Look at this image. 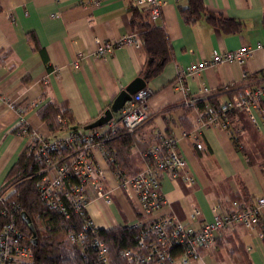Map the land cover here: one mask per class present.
<instances>
[{
    "label": "crops",
    "instance_id": "1",
    "mask_svg": "<svg viewBox=\"0 0 264 264\" xmlns=\"http://www.w3.org/2000/svg\"><path fill=\"white\" fill-rule=\"evenodd\" d=\"M202 1L210 13L239 22L240 31L225 32L205 17L187 23L180 8H186L188 0H163L161 19L156 24L165 28L174 57L160 75L147 79V88L153 92L148 100L150 120L131 134L138 169L145 166L142 154L157 143L160 134L177 139L195 183L187 187L181 179L165 174L161 190L168 205L152 217L175 214L187 225H194L189 219L191 204L199 206L202 220L212 221L214 207L228 212L234 202L250 208L264 198V160L255 158L258 163L250 165L230 132L219 123L205 124L208 108L215 107L213 102L218 106L235 91L228 89L261 82L264 0ZM136 3L0 0V188L7 186L13 166L35 139L59 141L68 135L50 134L38 116L41 106L50 101L68 103L86 131L85 127L103 116L122 90L136 78H143L146 58L142 46L129 44L103 59L96 56L97 39L116 42L134 33L130 10ZM244 47L252 50L245 65L224 62L207 68L187 81L188 94L175 87L189 65ZM202 86L212 91L198 97ZM188 98H195V103L187 104ZM119 118L120 114L115 115L116 120ZM21 124L31 133L19 132ZM259 128L256 131L264 144V127ZM99 130L91 133L103 135L107 131ZM94 161L106 176L114 203L94 200L90 192L88 216L100 230L130 227L141 217L137 200H130L120 187L103 147L95 151ZM188 264H264V212L256 230L236 226L214 246L203 249L198 261Z\"/></svg>",
    "mask_w": 264,
    "mask_h": 264
},
{
    "label": "built area",
    "instance_id": "2",
    "mask_svg": "<svg viewBox=\"0 0 264 264\" xmlns=\"http://www.w3.org/2000/svg\"><path fill=\"white\" fill-rule=\"evenodd\" d=\"M137 5L149 8L153 21L161 18L163 0H137ZM96 41L98 58H105L125 45L140 47L135 34L123 36L116 42L100 39ZM259 47L264 48L261 45ZM251 55L252 50L244 47L236 52L215 54L209 60L193 63L182 72L175 87L188 88L186 84L190 78L197 77L207 68L219 63L236 62L243 66ZM261 77L260 83L237 89L232 99L222 104L220 109L208 108L205 124L215 126L219 123L223 129L231 132L229 118L237 112H244L258 129L260 126L264 127V72ZM211 91L202 86L196 95L202 97ZM152 95V90L144 89L132 96L121 113V119L119 118L125 130L134 132L148 121L149 112L145 102ZM195 101V98H188L186 103L194 104ZM119 125L112 124V130L115 131ZM22 133L29 134L26 128ZM101 137L102 135L91 132H80L70 133L60 142L37 138V154L47 158L49 164L47 175L39 186L40 199L50 209L62 214L66 220L70 219L71 208L83 218L82 229L70 231L68 238L85 259H90L86 264H111L108 246L101 239L100 230L87 214L90 192L94 193V200L101 199L107 205L113 203L111 192L105 186L106 176L96 167L93 160V152L102 147V141L99 140ZM62 149L66 151L64 156ZM142 159L145 166L138 173L116 174L126 196L132 201L137 200L141 214V217L130 225L136 231L137 244L122 251L123 264H188L198 261L203 249L214 246L219 237L229 234L236 226L256 230L260 225L264 198L259 199L257 204L250 208L241 207L234 202L228 212L214 207L212 221L202 220L199 206L191 204L189 219L194 225L185 224L175 214L152 217L168 205L161 190L165 174L181 179L187 187L193 186L195 179L188 170L177 139L173 136L160 134L157 143L142 154ZM3 199L4 196L0 194V202ZM6 215L8 222L0 231V264L32 263L34 252L26 245L24 231L14 215Z\"/></svg>",
    "mask_w": 264,
    "mask_h": 264
},
{
    "label": "trees",
    "instance_id": "3",
    "mask_svg": "<svg viewBox=\"0 0 264 264\" xmlns=\"http://www.w3.org/2000/svg\"><path fill=\"white\" fill-rule=\"evenodd\" d=\"M180 12L187 23L205 17L208 22L225 32L240 31L239 22L210 13L202 0H188V6L180 8ZM130 13L132 30L138 36L146 58L142 76L152 79L160 75L166 65L172 61L173 46L165 28L152 20L149 8L136 6L131 8ZM43 55L45 63L48 64L47 56ZM48 67L50 70L51 67ZM213 104L215 106L213 108L216 110L220 106H217L215 101ZM38 116L46 124L53 137H58V134L65 132L68 135L88 132L83 130L84 126L77 123L66 102L50 101L38 109ZM242 121L245 123V132L238 133L239 128L236 126L233 128V133L231 132V137L237 149L244 153L248 163L253 165L258 163L257 159L264 160V144L256 131L258 128L248 122L246 118H243ZM253 126L257 129L255 130ZM24 128L31 133V130L24 124L20 125L19 132L22 133ZM99 140L102 141L105 156L114 174L132 175L141 170L134 166L138 158L131 151L134 142L131 134L117 128L115 132L107 130ZM38 148V139H35L13 166L7 186L0 188V194L6 196L0 202V231L8 222L6 214H12L24 231L26 245L34 252V261L30 264H86L90 259H85L79 253L78 248L68 239L70 231L82 229L83 218L71 208L69 210L70 219L66 220L62 214L50 209L40 199L39 186L47 175L49 164L47 158H42L37 154ZM61 153L64 156L66 151L62 149ZM66 202L68 201L66 200ZM23 213H26L32 221L36 233L35 238L29 225L22 217ZM99 232L101 239L108 246L111 263L123 264L120 254L123 250L136 246V231L127 227L100 230Z\"/></svg>",
    "mask_w": 264,
    "mask_h": 264
},
{
    "label": "water",
    "instance_id": "4",
    "mask_svg": "<svg viewBox=\"0 0 264 264\" xmlns=\"http://www.w3.org/2000/svg\"><path fill=\"white\" fill-rule=\"evenodd\" d=\"M147 79L148 77H139L136 78L133 82H131L124 90L120 92L118 97L112 103L111 107L106 110L103 116H101L94 123L85 127V130L89 131L105 127L114 118V116L119 114V112L124 108V106L131 101L133 95L137 94L138 92L144 90L147 87ZM22 217L29 225L31 232L33 233V237L35 238L36 233L31 219L27 216L26 213H23Z\"/></svg>",
    "mask_w": 264,
    "mask_h": 264
},
{
    "label": "rangeland",
    "instance_id": "5",
    "mask_svg": "<svg viewBox=\"0 0 264 264\" xmlns=\"http://www.w3.org/2000/svg\"><path fill=\"white\" fill-rule=\"evenodd\" d=\"M136 6L137 7H140V6H138L137 5V3H136ZM140 8H147V7H140ZM161 19V18H160ZM159 19V20H160ZM158 21V20H157ZM157 21H155V22H157ZM131 34H135V33H131ZM136 35V34H135ZM137 36V35H136ZM137 38H138V36H137ZM138 41H139V39H138ZM109 42V41H108ZM139 43H140V41H139ZM140 46H141V43H140ZM115 52V51H114ZM109 56V55H108ZM107 57V56H106ZM103 59V58H102ZM198 63H200V62H198ZM224 63V62H223ZM220 64V63H219ZM215 66V65H214ZM212 67V66H211ZM210 68V67H209ZM264 72V71H263ZM263 72H261L260 73V75L262 76V74H263ZM260 76V80H261V77ZM187 85V84H186ZM188 86V85H187ZM240 88H243V87H235V86H232L230 89H228V90H232V89H235V91H234V93L232 94V97L234 96V94L236 93V90L237 89H240ZM145 89H148L147 87L145 88ZM182 91H184V92H186V94H188L189 93V88H182L181 89ZM188 96V95H187ZM232 97L230 98V99H228L226 102H228L229 100H231L232 99ZM132 99V98H131ZM225 103V102H224ZM224 103H222V104H224ZM222 104H220V106H219V108L218 109H220V107H221V105ZM127 105V104H126ZM125 105V106H126ZM145 105L148 107V101L147 102H145ZM125 106H124V108H125ZM123 108V109H124ZM123 109L119 112V114H120V119H121V113H122V111H123ZM214 109V108H213ZM217 109V110H218ZM216 110V109H215ZM149 112V111H148ZM243 118H246V120H248V122H250L251 124H252V122H251V120L248 118V116H247V114H245L244 112H237L236 114H234L233 116H231L230 118H229V122H230V127H231V132L233 133V128L234 127H236V126H240V128L238 129V133H244L245 132V127H243V126H245V123H243ZM120 119L119 120H116L115 119V116H114V118L105 126V127H103V128H105L106 130H111V131H113V132H115L114 130H112V128H111V125L112 124H120L117 128H121V129H123V130H125L124 128H123V126L121 125V123H120ZM150 120V115H149V118H148V121ZM147 121V122H148ZM245 121V120H244ZM111 122H113L112 124H110ZM146 122V123H147ZM241 124H243V126L241 125ZM253 125V124H252ZM103 128H100V129H103ZM116 128V129H117ZM97 130H99V129H94V130H89L90 132H94V131H97ZM139 129H137L136 131H134V132H129V131H127V130H125L126 132H128L129 134H135L137 131H138ZM100 131V130H99ZM231 132H230V134H231ZM99 135V134H98ZM98 149H101V147L100 148H97L96 150H98ZM95 150V151H96ZM94 153L95 152H93V160H94ZM94 163H95V161H94ZM96 164V163H95ZM106 186V185H105ZM106 188H107V186H106ZM108 190V189H107ZM3 196L4 197H6L5 196V194H3ZM111 196H112V193H111ZM112 200H113V203H114V199H113V197H112ZM112 203V204H113ZM106 204V203H105ZM90 218V217H89ZM20 226V225H19ZM21 227V226H20ZM97 227V226H96ZM98 228V227H97ZM99 229V228H98ZM100 230V229H99ZM69 239V238H68ZM122 253V252H121ZM120 257H121V254H120Z\"/></svg>",
    "mask_w": 264,
    "mask_h": 264
}]
</instances>
